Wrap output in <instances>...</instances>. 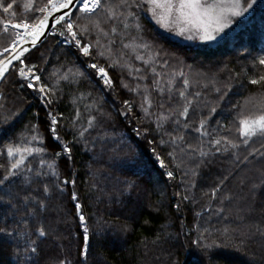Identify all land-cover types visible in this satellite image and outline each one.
<instances>
[{
  "label": "snow or ice",
  "instance_id": "1",
  "mask_svg": "<svg viewBox=\"0 0 264 264\" xmlns=\"http://www.w3.org/2000/svg\"><path fill=\"white\" fill-rule=\"evenodd\" d=\"M257 3L258 0H28L23 5L24 14L17 15L15 0H0V37L6 39V43L0 44V83L15 74L18 79L14 87L37 93L47 110V131L59 148L49 153L37 122L27 126V134L22 133L18 140L14 138L0 149V156L7 158L0 163L3 173L0 205L9 209L5 223L0 225V247L14 246L17 264H21V254L25 256L23 264H40L37 258L44 254L50 238L52 243L59 239L54 227L57 219L50 220L48 213L50 209L57 214L62 211L66 192L82 229L84 246L80 254L85 260L90 236H102L110 226L103 217H98L90 230L79 192L69 191V186L77 188V180L61 179L57 160L66 157L71 161L72 146L82 145L94 161H103L107 156L110 167L125 159L139 162L142 154L134 150L123 134L117 133L113 112L105 110L91 92H79L81 82L90 83L94 75L97 84L115 93L110 70L116 69L121 72L120 87L132 93L133 98L121 100L115 115L123 117L125 124L135 123L132 131L151 146L155 163L164 169L161 175L174 181L179 174V190L174 193L176 212L179 214L187 205L200 206L186 235L195 234L192 243L204 257L203 264H212L219 248L241 250L257 236L264 239V222L247 220L256 212L254 205L246 196L226 189L233 170L237 174L245 170L258 174L259 183L264 186V55L254 58L250 69L241 68L235 75L231 70H226V76L210 72L193 75L192 66L185 65L179 57L169 56L163 48L154 50L145 39L140 23L141 15L147 14L165 32L190 41L218 43L228 36L227 30L233 25L242 23L246 17L250 19ZM45 35L62 37L69 46L68 54L74 48L75 55L91 62H86L84 71L68 68L61 73L55 69L48 77L54 78V82L46 83L41 75L45 70L29 59ZM126 39L132 43H125ZM117 44L120 48H116ZM129 48L142 67H136L132 58H125L122 50ZM143 53H147V58ZM185 67L189 69L187 73ZM87 69L94 73H88ZM125 71L138 82H126ZM242 77L262 91L233 105L236 114L230 122L215 120L222 102L233 91L232 81ZM73 86L79 94H72L73 114L65 117L56 111V105L62 99L63 87ZM10 99L12 108L7 107ZM19 99L22 96L12 99L0 89V123L8 124L21 116L23 110L15 108ZM253 102L259 106L256 111H248L247 105ZM35 117L38 120L39 112ZM58 129H63L71 139L66 141ZM220 159L230 162L232 168L213 186L197 193L200 170ZM97 171L89 166L86 173L92 177L87 183L89 192L98 189L115 201L117 195L123 197L139 188L135 180L114 176L104 177L111 187L108 184L100 187L95 179ZM246 182L249 192L255 191L256 180L245 174L240 177V183ZM54 197L58 198L55 204ZM213 218L216 225L212 224ZM180 223L183 231L186 226L183 220ZM115 227L125 233L131 230L127 224ZM171 239V235L162 234L152 243ZM44 264H73V261L65 255L58 261L48 257Z\"/></svg>",
  "mask_w": 264,
  "mask_h": 264
},
{
  "label": "trees",
  "instance_id": "2",
  "mask_svg": "<svg viewBox=\"0 0 264 264\" xmlns=\"http://www.w3.org/2000/svg\"><path fill=\"white\" fill-rule=\"evenodd\" d=\"M7 2H12V0H7ZM15 2L18 5L14 9L17 15H23V5L28 0H15ZM262 4L264 3L258 2L254 14H251L247 22L244 20L246 25L244 29H241L242 35L239 33L235 39L225 38L212 45H187L174 41L158 31L146 14L141 15L140 23L144 30L145 39L153 45L154 50L163 48L169 56L179 57L185 65L192 66L193 75L196 72H210L226 76V70H231L232 74L235 75L241 68L250 69L254 58L264 55V27L262 26L264 22L260 21L264 15ZM259 18L260 20H257ZM259 32H262L260 36L258 35ZM57 41V39H51L48 36L38 46V50L34 49L29 57L32 63L38 64L45 70L41 74L42 79L49 84L54 82V78L48 79L53 70L59 69L61 73L67 71L68 68L84 71L86 62H89V58L75 55L76 50L74 48L71 50L72 54H68L69 46L61 43V41L57 43ZM124 42L132 43L127 39ZM116 48H120V45L117 44ZM122 51L126 54V59L132 58V63L136 67H142L140 61L134 60L135 53L131 48ZM41 53H43V57H41ZM143 54L147 58V53ZM163 54L161 53V55ZM62 65L64 67H61ZM222 69L225 71L222 72ZM184 71L187 73L189 69L185 67ZM87 72L94 73V70L87 69ZM110 75L116 85L115 93H111L101 84H97L98 78L94 75L90 83L88 81L81 82L79 92H91L93 97L99 99L104 105L105 110L113 112V124L117 133L123 134L128 142L133 145L134 150L141 153L142 156L139 162L125 159L110 167L107 156L104 157L103 161H94L92 154L87 152L82 145H74L72 146L71 161L67 160L66 157L58 158L57 165L60 178H75L77 180V188L71 189L69 186V191L79 192L80 202L83 205V212L88 219L90 230L94 228L98 217H103L110 226L106 228L102 236L99 234L90 236L89 251L85 260L80 254L84 246L82 229L79 226L74 204L68 199L66 192L62 211L57 214L55 210L50 209L48 213L50 220L53 217L57 219L54 227L59 239L52 243L50 238L49 244L44 246V254L37 259L40 260V264H44V260L48 257L58 261L63 256L68 255L73 264H203L204 257L192 243L195 234L193 233L190 237L186 235L188 228L192 227L194 212L199 211L200 206L187 205L182 207L179 214L176 212L174 204L177 197L174 196V193L179 190L177 185L180 176L177 174L176 180L168 181L165 176L161 175L164 169H160L159 165L155 163L151 146L145 140L136 137L132 131V128L136 126L135 123L125 124L123 117L115 115L116 106L120 101L133 98V94L120 87L121 72L119 69L110 70ZM123 78L129 84L138 82L128 76L126 71ZM17 79V76L13 74L8 77L6 82L0 83V89L12 99L22 96V99L16 100L15 108L23 110L21 116L11 120L10 123H0V149H3L4 145L14 138L18 140L22 133L27 134L26 128L30 123L38 122L40 133L45 140L49 153L53 154V150L59 151L56 142L47 131L48 120L45 115L47 110L34 92L29 89L21 90L14 87ZM63 83L61 82L62 85ZM232 85L233 91L222 102L221 109L214 118L222 123L230 122L235 116L236 113L232 110L233 105L243 103L250 94L262 91L259 86L248 84L247 79L243 77L232 81ZM74 92L79 94L76 86L71 89L63 87L62 99L56 105V111L63 113L65 117L73 114L72 94ZM135 98L139 100V97ZM258 106L255 102L249 103L247 110L256 111ZM7 107H13L11 99ZM37 112H39L38 120L35 117ZM2 114L7 115L6 112ZM58 130L61 131L66 141L71 139L70 136L64 134L63 129ZM109 130L111 131V128ZM6 159V156H0V163L5 162ZM89 166L93 171L98 170L95 179L100 182V187H104L105 184L111 187L110 182L106 181L104 177L114 176L135 180L139 188L135 192H126L123 197L117 195L115 201L101 194L98 189L89 192L87 183L92 180L91 176L86 175ZM169 167L171 168L172 165ZM231 168L230 162L222 159L214 160L209 166L202 168L197 177V193L200 189L207 190L213 186ZM71 173L75 175L73 176ZM2 174V170H0V175ZM245 174L256 180L255 191L249 192L247 182L241 185L240 177ZM155 184L160 186L157 187ZM226 189L238 196H246L248 202L254 205L256 212L247 217L248 221L264 222V212L261 211L264 210V186L260 185L258 174H253L248 170L237 174L233 170L232 177L226 182ZM57 200L58 198L54 197L52 203L55 204ZM121 200L123 203L120 202ZM8 211L6 206L0 205V225L5 223L4 218ZM65 219L67 223L63 222ZM181 220L186 226L183 231H181ZM145 221L148 222L145 223ZM121 224L129 225L131 230L126 233L118 231L115 226ZM212 224H217L216 218H213ZM177 232H180L178 237ZM162 234L164 236L171 235L172 239L170 241L161 240L159 243L153 244L152 241ZM19 260L23 264L25 256L21 254ZM0 264H17L14 246L4 245L0 247ZM212 264H264V239L257 236L241 250L219 248L216 250Z\"/></svg>",
  "mask_w": 264,
  "mask_h": 264
},
{
  "label": "rangeland",
  "instance_id": "3",
  "mask_svg": "<svg viewBox=\"0 0 264 264\" xmlns=\"http://www.w3.org/2000/svg\"><path fill=\"white\" fill-rule=\"evenodd\" d=\"M258 2H262V3H264V0H258ZM261 7L264 9V4H262L261 5ZM146 16L148 17V19L150 20V22L153 24V26L158 30V31H160L162 34H164L166 37H168V38H170V39H172V40H174V41H177V42H181V43H184V44H187V45H199V44H201V45H205V44H209V45H212V44H217V42H213V43H204V42H201V41H198V40H186V39H184V38H182V37H178V36H176L174 33H168V32H165L163 29H161V28H159V26L158 25H156L155 24V22L150 18V16L149 15H147L146 14ZM248 19L249 18H244V20L247 22L248 21ZM244 20H243V22L242 23H240V24H238V25H233V27H232V29H230V30H227L228 31V36L227 37H225V38H228V39H235L236 38V36H237V34H239V33H241V35H242V30L241 29H244V26L246 25L245 23H244ZM257 20H260V18L259 19H257ZM251 21V20H250ZM260 21H263L264 22V15H263V17L261 18V20ZM263 27H264V24L262 25ZM262 34V32H259L258 33V35L260 36ZM50 37H51V39H57V40H59V41H61V43H63V38L62 37H59L58 35L57 36H51V35H49ZM261 38H262V36H261ZM221 42V41H220ZM2 43H6V39L4 38V37H2L1 38V40H0V44H2ZM219 43V42H218ZM64 44V43H63ZM230 44H232V43H230ZM88 59V58H87ZM88 62V61H87ZM89 62H91L90 60H89ZM35 93V92H34ZM36 94V96H37V93H35ZM157 187L158 186H160L159 184H155Z\"/></svg>",
  "mask_w": 264,
  "mask_h": 264
},
{
  "label": "water",
  "instance_id": "4",
  "mask_svg": "<svg viewBox=\"0 0 264 264\" xmlns=\"http://www.w3.org/2000/svg\"><path fill=\"white\" fill-rule=\"evenodd\" d=\"M49 35H45L44 37L41 38V40L38 42V46L44 42V40L48 37ZM27 46V45H26Z\"/></svg>",
  "mask_w": 264,
  "mask_h": 264
}]
</instances>
